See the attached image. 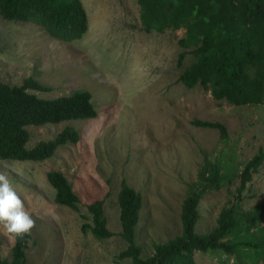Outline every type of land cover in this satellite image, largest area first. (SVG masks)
I'll return each mask as SVG.
<instances>
[{
	"label": "rangeland",
	"instance_id": "obj_1",
	"mask_svg": "<svg viewBox=\"0 0 264 264\" xmlns=\"http://www.w3.org/2000/svg\"><path fill=\"white\" fill-rule=\"evenodd\" d=\"M81 1L89 31L73 42L55 39L38 24L0 15V82L21 86L34 78L52 88L31 91L44 99L87 90L99 113L91 120L28 127L30 148L67 127L79 131V143L61 147L49 160L0 161V173L7 175L35 220L27 264H131L119 258L127 248L118 203L123 180L143 197L136 239L142 255L150 257L155 244L182 233L187 184L197 180L205 157L230 179L201 201L196 232L206 235L216 227L222 209L237 201L246 164L264 151V105H231L180 81L193 60L188 55L184 67L177 63L184 29L147 33L138 0ZM194 120L224 124L228 138L222 140L218 130L195 127ZM51 171L62 172L72 183L80 199L78 210L55 203L56 190L47 178ZM242 197L245 211L264 203V162ZM96 200L105 201L108 228L115 233L108 240L83 231L92 224L87 206ZM0 239L1 256L10 260L15 238L0 226ZM226 240L264 246V222L239 227ZM195 259L197 264H264V250L239 249L233 256L196 252Z\"/></svg>",
	"mask_w": 264,
	"mask_h": 264
},
{
	"label": "trees",
	"instance_id": "obj_2",
	"mask_svg": "<svg viewBox=\"0 0 264 264\" xmlns=\"http://www.w3.org/2000/svg\"><path fill=\"white\" fill-rule=\"evenodd\" d=\"M138 4L147 33L185 30V36L179 40L182 52L177 63L182 68L188 55L193 56L179 78L186 88L202 87L211 91L215 100L239 107L264 105V0H138ZM0 15L8 21L38 24L55 39L66 42L81 40L89 31L88 13L81 0H0ZM31 91L51 92L52 88L34 78L26 79L21 86L0 82V161L49 160L61 147L79 143V131L67 127L54 139L30 148L28 127L91 120L99 115L93 95L87 90L55 99H44ZM192 124L218 130L222 140L228 138L227 127L220 122L194 120ZM263 162L264 151L260 149L240 174L237 201L222 209L210 233L200 235L196 226L201 201L209 192L219 191L230 182L223 169L205 157L197 180L187 184L181 213L182 233L155 244L150 257L142 255L136 239L143 197L123 180L118 203L120 235L127 248L119 258L130 259L131 264H197L196 252L222 251L233 256L239 249L264 250V246L253 242L226 240L239 227L264 222V203L253 211L242 207L243 193ZM47 178L56 190L55 203L78 210L80 199L67 177L60 171H51ZM87 208L92 224H85L83 231H90L98 240L115 236L108 228L105 201L96 200ZM31 241V230L22 238L16 237L9 260L1 256L0 239V264H27ZM252 262L257 260L253 258Z\"/></svg>",
	"mask_w": 264,
	"mask_h": 264
},
{
	"label": "clouds",
	"instance_id": "obj_3",
	"mask_svg": "<svg viewBox=\"0 0 264 264\" xmlns=\"http://www.w3.org/2000/svg\"><path fill=\"white\" fill-rule=\"evenodd\" d=\"M0 226L13 238H22L35 226V220L4 173H0Z\"/></svg>",
	"mask_w": 264,
	"mask_h": 264
}]
</instances>
